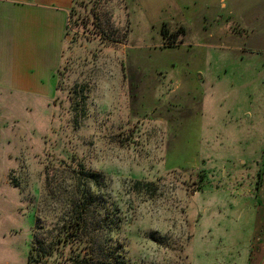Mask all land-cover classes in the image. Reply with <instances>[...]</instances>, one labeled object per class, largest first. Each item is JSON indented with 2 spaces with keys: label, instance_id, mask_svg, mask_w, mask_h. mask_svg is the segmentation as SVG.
Instances as JSON below:
<instances>
[{
  "label": "rangeland",
  "instance_id": "obj_1",
  "mask_svg": "<svg viewBox=\"0 0 264 264\" xmlns=\"http://www.w3.org/2000/svg\"><path fill=\"white\" fill-rule=\"evenodd\" d=\"M65 37L53 73L0 43L12 263L67 230L86 171L100 227L37 264H264V0H75Z\"/></svg>",
  "mask_w": 264,
  "mask_h": 264
},
{
  "label": "crops",
  "instance_id": "obj_2",
  "mask_svg": "<svg viewBox=\"0 0 264 264\" xmlns=\"http://www.w3.org/2000/svg\"><path fill=\"white\" fill-rule=\"evenodd\" d=\"M74 4L75 0H0V30H8L7 39L0 42H6L8 46L2 49L1 58L5 61L11 57L14 63H24L22 71L18 73H53L59 69ZM0 73L4 71L0 70ZM1 203L0 192V264H13L16 263L17 254L16 236L9 234V227L17 224L16 216L8 218L10 210L2 212ZM1 219L8 225L4 230Z\"/></svg>",
  "mask_w": 264,
  "mask_h": 264
},
{
  "label": "trees",
  "instance_id": "obj_3",
  "mask_svg": "<svg viewBox=\"0 0 264 264\" xmlns=\"http://www.w3.org/2000/svg\"><path fill=\"white\" fill-rule=\"evenodd\" d=\"M79 176L78 180L82 181L81 183L84 185L86 184L87 190L83 195H76L77 199L72 202L71 215L65 221L67 230L57 235L48 234L45 237L43 236L45 230L40 226L34 234L28 264L45 262L54 253L55 248L67 247L70 245L71 240L78 244L84 242L87 240L86 232L90 231L92 227H100L97 225L99 223L92 219V215L94 216L96 213L93 209V201H96L98 196L94 195L91 189L94 187L99 189L100 180L103 181L104 178L99 174L86 171H81Z\"/></svg>",
  "mask_w": 264,
  "mask_h": 264
}]
</instances>
